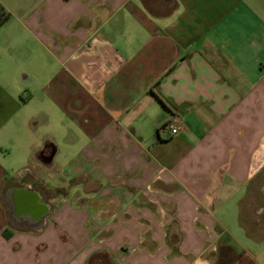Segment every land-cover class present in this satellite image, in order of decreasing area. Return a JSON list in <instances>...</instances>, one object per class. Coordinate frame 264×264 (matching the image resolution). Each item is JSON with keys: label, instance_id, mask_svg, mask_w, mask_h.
Returning a JSON list of instances; mask_svg holds the SVG:
<instances>
[{"label": "crops", "instance_id": "1", "mask_svg": "<svg viewBox=\"0 0 264 264\" xmlns=\"http://www.w3.org/2000/svg\"><path fill=\"white\" fill-rule=\"evenodd\" d=\"M0 6V264H264V0Z\"/></svg>", "mask_w": 264, "mask_h": 264}, {"label": "built area", "instance_id": "2", "mask_svg": "<svg viewBox=\"0 0 264 264\" xmlns=\"http://www.w3.org/2000/svg\"><path fill=\"white\" fill-rule=\"evenodd\" d=\"M163 129L167 130L170 135H176L179 132L180 127L176 121L173 120L163 125ZM261 148L264 149V139L262 140Z\"/></svg>", "mask_w": 264, "mask_h": 264}, {"label": "trees", "instance_id": "3", "mask_svg": "<svg viewBox=\"0 0 264 264\" xmlns=\"http://www.w3.org/2000/svg\"><path fill=\"white\" fill-rule=\"evenodd\" d=\"M9 18V13L0 6V26Z\"/></svg>", "mask_w": 264, "mask_h": 264}, {"label": "rangeland", "instance_id": "4", "mask_svg": "<svg viewBox=\"0 0 264 264\" xmlns=\"http://www.w3.org/2000/svg\"><path fill=\"white\" fill-rule=\"evenodd\" d=\"M260 206H263L262 204Z\"/></svg>", "mask_w": 264, "mask_h": 264}]
</instances>
